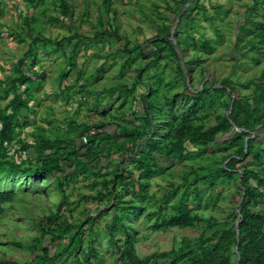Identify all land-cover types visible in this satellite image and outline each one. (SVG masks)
<instances>
[{"label": "rangeland", "instance_id": "1", "mask_svg": "<svg viewBox=\"0 0 264 264\" xmlns=\"http://www.w3.org/2000/svg\"><path fill=\"white\" fill-rule=\"evenodd\" d=\"M262 83L264 0H0V118L11 112L12 84L26 103L0 160L35 167L55 148L80 160L84 149L73 155L72 146L88 140L100 155L99 169L74 177L0 168V189L14 192L0 214V260L179 264L212 256L222 229L238 232L241 170L264 174V153L235 163L232 177L222 171L240 160L232 101L252 102ZM139 96L151 103L147 126ZM263 110L259 101L239 117ZM262 122L244 137L256 149H264ZM135 128L145 133L112 135ZM212 128L206 142L191 140ZM183 192L187 215L175 219ZM250 204L264 208V198ZM114 215L122 223L110 228ZM244 258L256 263L250 251Z\"/></svg>", "mask_w": 264, "mask_h": 264}, {"label": "trees", "instance_id": "2", "mask_svg": "<svg viewBox=\"0 0 264 264\" xmlns=\"http://www.w3.org/2000/svg\"><path fill=\"white\" fill-rule=\"evenodd\" d=\"M175 35V33H174ZM176 43L178 41L176 40ZM176 55V52H174ZM20 79H24V76L21 75ZM19 80V78H18ZM16 79L12 80V83H15ZM13 87V96L8 101V105L10 106L11 112L7 115H3L0 125V156H5V147L4 145L9 143L14 135L12 119H14V115L19 109L25 106V101L19 96L16 91V87L14 84L11 85ZM258 89L260 93L254 95L252 98V102L241 103L240 100L234 99L232 101V112L233 115L231 119L237 127L241 128V131L236 132L234 136L233 143L236 144V155L240 158V160L236 158H231L226 162V166H224L222 171L226 174L227 177H232L235 173L234 165L235 163L245 160L248 157H252L256 160H261L264 153V149L258 148L256 149L253 140L250 138L244 139V137L248 136L247 130L250 129L251 123L258 119H263L264 126V110L255 115L250 114V118L247 121H244L239 117L240 111H247V114L250 110L255 106V104L259 103V101L264 102V83L258 85ZM209 89L205 88L198 92L196 95H200L201 93H208ZM139 102L141 105V109L144 112L143 123L145 126L149 125L151 122V114L148 112V107L151 106L150 102L145 100L144 96H139ZM189 129V130H188ZM187 134L195 135L196 129L192 130L191 128H186ZM217 132V128H212L203 134V139L199 140L196 138H191L194 141H203L211 139L215 133ZM145 132L139 128H135L133 130H118L115 131L112 135L119 137H129V138H137L144 134ZM111 135H108L110 137ZM123 147V146H122ZM58 148H55L52 155L43 156L40 159V164L35 167L23 166L21 161L16 162L12 159H4L0 160V168H5L8 174H22V175H32L37 177H57L63 175L64 177H74L77 174H80L87 170L88 167L100 168V162L98 161V157L100 155H92L89 149V140L85 142L83 145L72 146L71 154H75L77 150L84 149L83 158L80 160H67V155L69 153H62L57 151ZM63 155H66L63 157ZM58 180V178H57ZM59 183V181H58ZM240 184L243 188L242 198L240 204L238 206L239 210L237 214L240 216V221L236 225L238 232L235 234L234 230L231 229L221 230L220 240L213 245L212 248V256L207 255V251L202 252L197 257H186L179 264H246V259L244 258V254L247 251L252 252L255 257V264H264V233L257 232L258 227H264V208L262 206L258 207L257 210L250 208V203H257V199L264 198V174L260 175L256 170L251 167H245L241 170L240 175ZM178 198L177 202V212L176 217L181 216L182 218L187 215L188 209L186 208L184 202V194ZM14 196V192L10 190H1L0 189V214L3 211V205L6 202L12 200ZM58 207H60L58 205ZM236 216V213H233V217ZM122 223V217L120 215H114V218L111 222L110 228H112L117 223ZM41 228H44L41 225ZM57 236L55 234H51L50 240L56 241ZM73 240V236L69 238V243ZM184 246H181L179 252H171L172 257H178L182 254L181 250ZM235 247V250L233 249ZM69 245L64 247L65 252L68 251ZM41 251L44 254H47L48 249L46 247L41 248ZM95 248L91 249L90 252L94 253L95 257ZM62 253V252H60ZM238 254V255H237ZM238 256V259H237ZM133 264H147V261L139 256H135L132 259ZM0 264H20L15 260L9 259H1ZM122 264H125L122 261Z\"/></svg>", "mask_w": 264, "mask_h": 264}, {"label": "water", "instance_id": "3", "mask_svg": "<svg viewBox=\"0 0 264 264\" xmlns=\"http://www.w3.org/2000/svg\"><path fill=\"white\" fill-rule=\"evenodd\" d=\"M171 38H172V40H173V34H171ZM242 198V197H241ZM240 201H241V199H240Z\"/></svg>", "mask_w": 264, "mask_h": 264}]
</instances>
